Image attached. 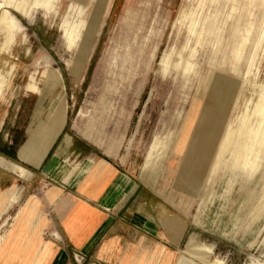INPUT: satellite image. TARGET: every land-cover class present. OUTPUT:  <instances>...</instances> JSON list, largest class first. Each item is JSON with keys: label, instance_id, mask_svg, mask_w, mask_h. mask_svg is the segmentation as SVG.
I'll return each mask as SVG.
<instances>
[{"label": "rangeland", "instance_id": "obj_1", "mask_svg": "<svg viewBox=\"0 0 264 264\" xmlns=\"http://www.w3.org/2000/svg\"><path fill=\"white\" fill-rule=\"evenodd\" d=\"M263 6L264 0H0V71L16 67L0 99L10 108L0 135L6 145L12 141L0 156L27 169L15 151L39 96L24 85L34 75L43 88L48 67L59 73L67 105L60 132L123 164L187 220V239L210 247L219 262L264 264ZM21 191L6 196L3 212ZM26 211L27 205L8 228L9 218L2 220L0 260L11 254Z\"/></svg>", "mask_w": 264, "mask_h": 264}, {"label": "crops", "instance_id": "obj_2", "mask_svg": "<svg viewBox=\"0 0 264 264\" xmlns=\"http://www.w3.org/2000/svg\"><path fill=\"white\" fill-rule=\"evenodd\" d=\"M15 69L12 64L0 71V99ZM43 75V88L38 87L34 75L24 85L25 91L39 96L25 140L15 151L17 162L27 169L0 156L19 171L7 169L10 174L0 168V224L9 218L8 228L12 217L27 205L21 228L8 245L11 254L0 264H79L76 254L84 257L83 264L221 261L210 247L191 236L187 239V220L170 211L169 204L140 181L131 179L123 164L99 158L81 138L60 132L67 109L61 78L48 67ZM9 113V106L0 105V133ZM11 145L12 141L6 145L0 135V148ZM19 188L18 203L3 212L6 196ZM38 192L42 196L34 200Z\"/></svg>", "mask_w": 264, "mask_h": 264}, {"label": "bare ground", "instance_id": "obj_3", "mask_svg": "<svg viewBox=\"0 0 264 264\" xmlns=\"http://www.w3.org/2000/svg\"><path fill=\"white\" fill-rule=\"evenodd\" d=\"M40 2H42V1H40ZM74 2H75V0H74ZM79 3V2H78ZM19 6H20V4H19ZM14 7V6H13ZM52 7V6H51ZM264 7V6H263ZM48 9V8H47ZM50 9V8H49ZM27 11V10H26ZM228 14V13H227ZM235 22V21H234ZM77 27V26H76ZM264 29V28H263ZM262 37V36H261ZM88 38V37H87ZM86 41V40H85ZM86 47V46H85ZM11 69V68H10ZM3 74V73H2ZM7 76V75H6ZM7 82V81H6ZM246 85V84H245ZM224 86V85H223ZM257 89V88H256ZM255 89V90H256ZM254 90V91H255ZM245 129V128H244ZM245 131V130H244ZM230 132V131H229ZM242 136V135H241ZM230 137V136H229ZM220 138V137H219ZM219 140V139H218ZM228 141V140H227ZM230 141V140H229ZM223 143V142H222ZM216 147V146H215ZM230 147V146H229ZM214 149V148H213ZM222 149H223V146H222ZM220 151V150H219ZM223 151V150H222ZM187 153V152H186ZM226 154V153H225ZM205 156V155H204ZM220 158V157H219ZM200 159V158H199ZM200 161V160H199ZM0 164H2V167H4V168H6V169H8L10 172H13V173H15V172H19V171H17V169L15 168V167H11L10 165H8V164H3L2 163V161H0ZM216 164V163H215ZM204 166V165H203ZM215 166V165H214ZM199 167V166H198ZM205 168V167H204ZM196 175V174H195ZM199 177H200V175H199ZM201 178V177H200ZM193 179H195V178H193ZM193 182V181H192ZM191 184H193V183H191ZM194 185V184H193ZM190 193V192H189ZM199 195V194H198ZM50 251V250H49ZM48 252V251H47ZM46 255V254H45ZM197 257V256H196ZM211 259H212V256L210 257ZM210 259V260H211ZM216 264H224V263H221V262H217Z\"/></svg>", "mask_w": 264, "mask_h": 264}, {"label": "built area", "instance_id": "obj_4", "mask_svg": "<svg viewBox=\"0 0 264 264\" xmlns=\"http://www.w3.org/2000/svg\"><path fill=\"white\" fill-rule=\"evenodd\" d=\"M76 257L79 258V261H80V260H83V257H82L81 255H79V256L76 255Z\"/></svg>", "mask_w": 264, "mask_h": 264}]
</instances>
